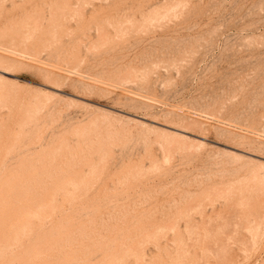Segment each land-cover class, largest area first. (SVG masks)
<instances>
[{"label": "rangeland", "instance_id": "rangeland-1", "mask_svg": "<svg viewBox=\"0 0 264 264\" xmlns=\"http://www.w3.org/2000/svg\"><path fill=\"white\" fill-rule=\"evenodd\" d=\"M7 174L52 208L24 246L72 219L117 264H264V0H0Z\"/></svg>", "mask_w": 264, "mask_h": 264}, {"label": "bare ground", "instance_id": "bare-ground-1", "mask_svg": "<svg viewBox=\"0 0 264 264\" xmlns=\"http://www.w3.org/2000/svg\"><path fill=\"white\" fill-rule=\"evenodd\" d=\"M19 181L21 180H12L11 174L5 175L0 181V264H117L127 255V250L123 249L127 246L125 241L118 243V238H112L95 243L88 232L72 219L66 222L59 220L51 227L49 234L37 237L27 246L22 245L21 238L36 233L49 218L52 208L47 204L30 206L14 202L12 199L17 195L15 188ZM41 208L43 214L39 212ZM40 214L44 216L43 219L32 220L37 219ZM76 232L82 237L77 238ZM103 246H106V251L100 261L94 262L86 256L81 257L80 253L85 255L88 249L94 251Z\"/></svg>", "mask_w": 264, "mask_h": 264}]
</instances>
